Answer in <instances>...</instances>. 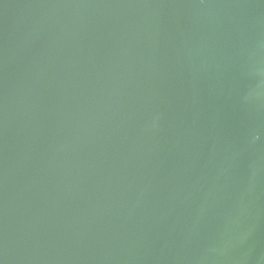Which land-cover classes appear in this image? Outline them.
Instances as JSON below:
<instances>
[{"label":"water","instance_id":"obj_1","mask_svg":"<svg viewBox=\"0 0 264 264\" xmlns=\"http://www.w3.org/2000/svg\"><path fill=\"white\" fill-rule=\"evenodd\" d=\"M0 264H264V0H0Z\"/></svg>","mask_w":264,"mask_h":264}]
</instances>
